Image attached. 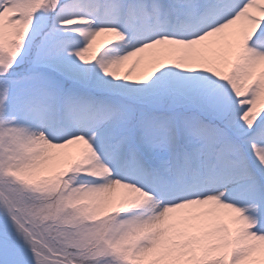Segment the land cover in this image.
<instances>
[{
	"label": "snow or ice",
	"instance_id": "snow-or-ice-1",
	"mask_svg": "<svg viewBox=\"0 0 264 264\" xmlns=\"http://www.w3.org/2000/svg\"><path fill=\"white\" fill-rule=\"evenodd\" d=\"M0 264H264V0H0Z\"/></svg>",
	"mask_w": 264,
	"mask_h": 264
}]
</instances>
